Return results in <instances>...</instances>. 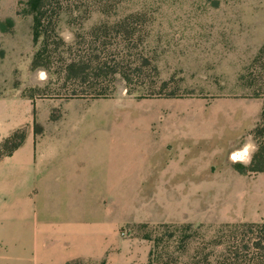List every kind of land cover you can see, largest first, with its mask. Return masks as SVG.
Instances as JSON below:
<instances>
[{"label": "rangeland", "instance_id": "374dc122", "mask_svg": "<svg viewBox=\"0 0 264 264\" xmlns=\"http://www.w3.org/2000/svg\"><path fill=\"white\" fill-rule=\"evenodd\" d=\"M27 1L0 0V94L32 101L38 116L49 113L46 128H34L50 147H85L97 164L128 170L134 163L126 156L156 153L153 183L171 185L94 188L93 231L81 237L86 243L71 241L67 256L35 250L38 239L47 247L58 242L38 235L44 214L53 213H42L41 191L0 183V262L205 264L215 251L210 259L217 264L221 226L250 221L232 219L235 191L197 186L196 158L215 155L212 168L199 172L211 179L236 163L249 165L258 150L264 0H57L37 44ZM42 50L47 68L33 69ZM80 58L92 78L103 79L68 81L66 66ZM122 154L126 160L117 163ZM183 154L189 161L176 164ZM168 166L189 170L159 180ZM254 201L260 217L264 201Z\"/></svg>", "mask_w": 264, "mask_h": 264}, {"label": "crops", "instance_id": "0c3cea01", "mask_svg": "<svg viewBox=\"0 0 264 264\" xmlns=\"http://www.w3.org/2000/svg\"><path fill=\"white\" fill-rule=\"evenodd\" d=\"M38 106L26 98L18 95L0 94V144L10 137L14 132L26 129V140L12 156L4 158L0 162V183L5 187H32L38 188L40 193V205L42 213L52 210V216L44 214L39 230V236L51 234L57 237L58 242L53 246H43L38 241L35 250L38 252H65L71 256L74 251L69 243L76 241L86 243L81 238L93 231V189L94 188H124V187H154L170 186L171 184H154L157 178V170L149 168L156 162L149 154L140 156L138 153L126 156L134 163L131 170L122 166L110 167L97 164L93 159L92 151L85 148H56L50 147L45 136L36 133L34 125L40 124L46 128L49 113L43 116L35 114ZM53 126L52 123L49 124ZM245 151V150H244ZM243 152V151H242ZM236 155V154H235ZM234 155V158H235ZM215 155L201 153L196 158L198 163L197 186L228 189L235 191L233 199L229 198L228 211L231 212L235 221H250L259 223L264 219V176L243 175L235 169L227 168L217 172L211 179L199 176L212 168ZM101 162H105L101 156ZM236 159V158H235ZM124 162V154L117 163ZM187 155H181L176 159V164L188 162ZM6 164V165H4ZM122 167V168H121ZM183 171L188 173V168L176 170L171 166L161 169V181L171 180L172 171ZM158 181V180H157ZM52 197V203L46 204V199ZM232 197V196H230ZM259 199L261 216L258 217L257 202ZM217 202V201H216ZM30 204V203H29ZM43 215V214H42ZM48 231V232H47ZM78 237V238H77ZM85 246V245H84ZM89 250V249H88ZM71 259H57L51 264H69ZM0 264H12L0 262ZM38 264V261L37 263Z\"/></svg>", "mask_w": 264, "mask_h": 264}, {"label": "trees", "instance_id": "16d2710c", "mask_svg": "<svg viewBox=\"0 0 264 264\" xmlns=\"http://www.w3.org/2000/svg\"><path fill=\"white\" fill-rule=\"evenodd\" d=\"M57 0H28L24 14L33 18V40L37 44L42 36L45 22L48 20L49 9ZM53 19V18H51ZM11 24V23H10ZM3 30V28H2ZM5 32V30H3ZM43 50L38 51L33 59L32 68L46 69L47 65L42 63ZM66 78L72 82L87 83L91 79H103L100 73L95 74L92 78L88 73V65L84 59H76L71 61L66 66ZM109 75H106L108 78ZM131 78L125 76V80ZM35 125H37L35 123ZM39 134V131H36ZM261 135V134H260ZM26 140V130L21 129L14 132L10 137L5 139L0 144V162L12 156ZM259 147L254 154L249 165L236 163L234 169L243 175L264 173V136L259 139ZM186 229L191 230L192 226H186ZM220 235L217 238L216 246H224V251L219 255L217 264H264V219L260 223H241V224H226L221 226ZM215 255V251L205 254V264H212L210 257Z\"/></svg>", "mask_w": 264, "mask_h": 264}, {"label": "bare ground", "instance_id": "6f19581e", "mask_svg": "<svg viewBox=\"0 0 264 264\" xmlns=\"http://www.w3.org/2000/svg\"><path fill=\"white\" fill-rule=\"evenodd\" d=\"M246 154H247V150L240 152V153H237L235 155V158L241 160Z\"/></svg>", "mask_w": 264, "mask_h": 264}]
</instances>
